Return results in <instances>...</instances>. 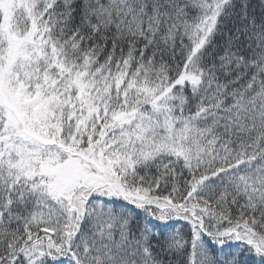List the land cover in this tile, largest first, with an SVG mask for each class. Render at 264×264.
Returning a JSON list of instances; mask_svg holds the SVG:
<instances>
[{"label": "snow or ice", "instance_id": "snow-or-ice-1", "mask_svg": "<svg viewBox=\"0 0 264 264\" xmlns=\"http://www.w3.org/2000/svg\"><path fill=\"white\" fill-rule=\"evenodd\" d=\"M0 264H264V0H0Z\"/></svg>", "mask_w": 264, "mask_h": 264}]
</instances>
